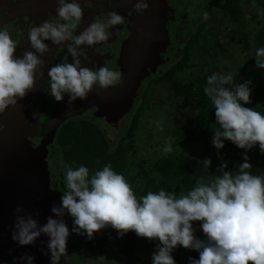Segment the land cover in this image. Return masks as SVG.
Masks as SVG:
<instances>
[{
	"label": "clouds",
	"instance_id": "clouds-1",
	"mask_svg": "<svg viewBox=\"0 0 264 264\" xmlns=\"http://www.w3.org/2000/svg\"><path fill=\"white\" fill-rule=\"evenodd\" d=\"M55 21H42L26 34L34 51L15 56L16 41L8 32L0 29V113L6 107L15 106L33 88L35 79L44 61L41 55L48 44L67 41L66 52L71 56L64 62L52 65L47 71V94L54 101L67 95V104L77 98L84 99L94 87L105 88L121 82L122 74L106 66L81 67L78 57L82 46H92L110 36L109 28L125 22L115 11L87 25L78 35L73 32L82 18L81 5L77 0H57ZM148 7L145 0H136L134 11ZM255 66L264 69V47L255 50ZM230 73L213 72L206 78L203 92L214 108L215 121L220 130H215L211 145L219 150L223 140L232 142L237 148L247 150L254 145L264 153V114L250 103V81L236 84ZM3 125H0L2 128ZM165 151H171L166 147ZM203 168L210 160L204 158ZM219 165L220 175L208 184L197 181L186 194L176 195L159 189L148 191L137 197L124 176L105 164L91 176L88 168L81 164L75 168L64 165L63 194H59V206H50L53 215L38 225L34 216L17 206L11 240L18 246L31 245L41 235L47 236L46 252L49 264H59L66 252L69 227L63 217L72 218L71 232L91 239L94 232L110 226L116 230L117 238L133 231L137 237L157 239L151 264H175L171 255L177 246L195 250L198 258L188 257V264H264V175H254L248 170L251 164L242 153V162L237 171H224ZM192 221H199L203 240L194 236ZM8 264V262H0ZM11 264H34L32 255L21 253L12 257Z\"/></svg>",
	"mask_w": 264,
	"mask_h": 264
},
{
	"label": "trees",
	"instance_id": "trees-1",
	"mask_svg": "<svg viewBox=\"0 0 264 264\" xmlns=\"http://www.w3.org/2000/svg\"><path fill=\"white\" fill-rule=\"evenodd\" d=\"M198 3V2H197ZM203 3L208 8L216 9L218 13L225 14L229 18V32L240 49L244 53L251 54L250 67L245 73V79L236 83L250 81V103L244 104V107L253 108L264 114V69L255 66V50L264 47V0L257 12L251 16V21L259 20L260 26L253 32L251 38L247 31V22L242 12L241 0H205ZM224 23L216 22L215 27H223ZM200 32H196L182 45L180 60L169 67L164 76L158 78V83L168 84L175 95L180 98H186L195 105V114L184 110L180 115L187 118V121H175L177 125L171 132H165L161 139L164 140L163 154L157 159L146 164V170L143 173H135L129 170L127 155L131 153L133 139L137 130L140 129V116L145 112V99L136 108L131 121L128 123L124 132L114 141L104 136L103 132L90 124L82 122L65 123L61 126L60 132L56 135V144L60 148L61 165L77 167L85 165L91 176L95 171L100 170L105 164H110L112 169L124 176L137 197L145 195L148 191L156 192L164 189L166 192L174 194H186L197 181L208 184L214 181L216 176L220 175L219 165L224 162V171L235 172L237 166L242 162V153L247 155L251 168L248 170L254 175H264V153H261L258 146L254 145L245 153L244 149L237 148L232 142L223 140V147L219 150L211 145V139L215 130H220L215 121L214 108L211 100L203 92L206 86V78L209 75L196 76L192 81L179 83L176 74L195 70L199 67L191 57V48L200 39ZM253 46L250 49L249 46ZM252 53H247L248 50ZM157 81V80H156ZM188 119V117H190ZM201 130L208 132L207 139H204L201 147L198 149V157H191L183 153H174L165 151L166 147L175 148L181 145L196 144L197 141L192 137V132ZM167 131V130H166ZM204 158L210 160L207 169L203 168ZM145 169V168H144ZM63 170L64 167H63ZM193 227L199 225V221L191 222ZM115 236L116 230L110 226L97 230L93 233L91 239L83 235L75 234L74 244L84 251L87 250L90 255L98 260L107 257L104 264H116L112 261V252L109 247L108 234ZM107 234L101 236L100 233ZM195 236V229H194ZM121 242L118 244V254L124 260L125 264H151V254L155 251L159 241L155 238L149 240L144 237H137L135 233L129 230L126 234L119 237ZM82 251V252H83ZM175 264H188V257L198 258L195 250L186 249L177 245L171 252ZM98 264V263H97Z\"/></svg>",
	"mask_w": 264,
	"mask_h": 264
},
{
	"label": "flooded vegetation",
	"instance_id": "flooded-vegetation-1",
	"mask_svg": "<svg viewBox=\"0 0 264 264\" xmlns=\"http://www.w3.org/2000/svg\"><path fill=\"white\" fill-rule=\"evenodd\" d=\"M186 1H189V5L187 6H184L180 1L164 0L166 4V21L164 24L168 42L164 51L159 53L161 62L154 68V71L146 68V76L140 80V85L136 90V96L133 98L130 108H128L127 112L123 115H117L116 122L114 123L107 121L106 116L113 115H107L106 111L102 110V107L103 103H107L108 101L107 94L118 84L110 85L105 88H100L98 86L94 87L92 91L87 93L84 99L81 100L77 98L70 105L67 104V95H65L61 101L57 102L47 94L48 69L56 63L64 62L66 57L70 63L71 56H68L66 52L67 41L61 42L60 44L44 41L48 44V50L40 57L44 63L39 71H41L43 75H41L39 79H35L34 74L32 90L28 91L22 99L17 100L15 106L6 107L5 111L0 113V125L5 123V117H12L14 120H16V118H22L23 124L29 128L27 131L28 134H33L32 137L26 135V139L31 148H36L40 145L42 140L45 139V133L49 131L50 125H52L54 121L61 119V122L54 128L51 143L46 146L45 160L48 164L49 185L44 190L43 196H47L45 201L49 199L48 197H52V191H58L61 194H63L64 191L62 188L64 184V165H61L60 148L56 144V135L60 132L62 125L70 122L90 124L101 130L104 136L107 137V129H112L117 122H119L120 118L126 117L127 123L122 131L123 133L138 107L136 104L137 100L139 99V101L142 102L143 95H145V91L142 90L141 87L144 85L156 86L160 84L158 83V78L164 76V73L168 72L169 67L180 60L181 54H183L181 48L184 41H187L197 31L200 32L199 41L194 43L190 50L192 55V51L197 44H202L203 40H211L214 30H218L223 35L222 27H215L216 22H222L224 25L228 24L227 27H229V18L225 17L223 13H218L216 9L208 8L203 3L205 0ZM135 2L136 0H77V3L81 5L82 18L73 32L74 35H78L89 23L101 19L110 11H115L125 18L124 23L109 28L110 36L106 41L97 42L92 46H82V54L78 57L81 67L96 68L106 66L110 69L118 70L122 74L124 56L128 55L130 57L134 54L136 48L134 39L136 34L141 33L139 35L141 41L146 37L147 32L146 13L143 10L134 11L133 5ZM57 6V0H0V29L7 31L9 36L16 41V48L13 53L15 56H22L25 50L34 51L31 49L26 38L28 30L34 25L38 26L44 20L55 21L59 19L56 15ZM199 6H201L200 10ZM241 7L246 20H248V34L252 38L253 32L259 28L260 23L259 20L255 19V21H251L250 18L260 7L253 11L249 17L243 10L242 0ZM196 8H198L197 15L195 14ZM212 10L218 13L220 19H222L220 22H208L207 13ZM184 20L186 22L183 28L186 31L191 30V33L186 38H180L177 44L175 40L179 37L177 34ZM145 39L147 40V38ZM235 43L236 42H234V44ZM217 44L221 48V44L218 42ZM249 47L251 49L253 48L251 45ZM235 50L238 51L237 53L239 55L244 53V49L241 50L240 45L238 47L235 44ZM249 51L252 53L250 49L247 53H249ZM183 73H185V71L179 72V75L176 74V79L179 83H187L178 80L179 76ZM165 85H167V90L171 94L178 97L169 88L168 84ZM139 90L140 95L138 96L137 92ZM100 123H103L105 126H100ZM3 128L4 126L0 128V131ZM108 139L114 141L116 138ZM46 241L47 239L45 242ZM3 246L4 245L0 243V257L1 253L4 251ZM31 247L36 250V253L39 252V257H37L34 264H45L44 259L47 258V255L42 254L40 251V249H44L45 252L47 251L45 244L39 241L37 246L36 244H32ZM36 247L38 249H36ZM25 250H27V248L23 251ZM19 252L20 251L17 249L13 251L11 255L18 257ZM5 259L1 258L0 262H8V264H11L10 260H12V258L7 257Z\"/></svg>",
	"mask_w": 264,
	"mask_h": 264
},
{
	"label": "water",
	"instance_id": "water-1",
	"mask_svg": "<svg viewBox=\"0 0 264 264\" xmlns=\"http://www.w3.org/2000/svg\"><path fill=\"white\" fill-rule=\"evenodd\" d=\"M145 2L148 5L143 9L146 13L147 40L144 38L140 41L141 33L136 34L134 54L123 58L121 82L111 89L112 91L107 94V103H103L102 110H105L107 115H113H105L107 121L111 123L116 122L117 115H123L130 108L140 80L146 76V68L154 71L161 62L159 53L164 51L168 42L164 24L166 21L164 0ZM4 121V128L0 131V243L4 245V251L0 259L14 257L11 254L18 249L20 251L18 255L21 253L32 255L35 262L39 252L36 253L31 247L32 244L18 246L11 240L14 209L19 206L27 213L38 212L34 219L38 225H42L46 222L47 216L53 215L50 206L53 204L59 206L58 193L52 191V197H48L47 201H45L47 196L43 195L49 185V172L45 160L46 146L51 143L54 128L61 119L50 125L49 131L45 133V139L36 148H31L26 139V135L32 137L33 134H28L29 128L23 124L22 118L14 120L12 117H5ZM46 239L47 236L41 234L33 244L37 246L39 241L45 242ZM25 248L27 250L23 251Z\"/></svg>",
	"mask_w": 264,
	"mask_h": 264
},
{
	"label": "rangeland",
	"instance_id": "rangeland-1",
	"mask_svg": "<svg viewBox=\"0 0 264 264\" xmlns=\"http://www.w3.org/2000/svg\"><path fill=\"white\" fill-rule=\"evenodd\" d=\"M181 2L184 6L189 5V1L186 0H176ZM243 10L245 14L249 17L251 13L257 10L262 3V0H242ZM194 8V6H193ZM201 6H199L200 10ZM195 14H198V8L195 9ZM208 22L221 21L219 15L215 11H209L207 13ZM184 20L182 27L180 28L177 35L178 39L175 42L178 44L180 38H186L191 33V30H185ZM228 24L222 27L223 35L218 31L214 30L211 36V40H203L202 44H197L192 51L191 57L198 63L199 67L193 71L189 70L179 76L180 82L192 81L196 76L210 75L213 72L217 73H230L234 77V83H238L245 79V73L250 67V54L243 53L239 55L235 50L234 39L231 37ZM221 44V48L218 46ZM251 49V48H250ZM179 75V74H178ZM145 91V112L141 113L139 124L140 129L137 130L136 136L133 139V145L131 153L127 155L128 166L130 171L135 173H143L146 170V164L157 159L161 154H163L164 140L161 139L165 132H171L174 126L177 125L175 121H187V118L181 116L180 114L184 110L190 111L193 115L195 114V105L193 102L185 99L178 98L171 94L167 89V85L159 84L156 86L144 85L141 87ZM140 89V90H141ZM140 90L137 95H140ZM137 106L141 104L139 99L136 102ZM188 117V119H190ZM127 123L126 117L120 118L119 122L112 128L107 129V137L110 139L117 138L121 135L125 125ZM100 126H105L103 123ZM167 130V131H166ZM208 132H203L201 130H195L192 132V137L194 138L196 144L181 145L172 148L170 152L183 153L191 157H198V149L204 139H207ZM169 152V151H167ZM48 166V164H47ZM145 168V169H144ZM63 190H65L64 184L62 185ZM61 190V191H63ZM66 225L69 227V236L66 240V252L65 255L61 257L59 264H104L107 262V257H102L95 260L88 253L87 250L78 249L74 244L75 233L71 232L72 218L65 214L63 217ZM194 226H196L195 221ZM195 237L203 240L205 238L204 234L199 228L194 227ZM109 247L111 248L112 261L118 262L116 264H125L121 255L118 254L117 246L121 242L120 238L113 235L109 230ZM101 236H107V234L100 233ZM83 251V252H82ZM45 264H49V256L46 258Z\"/></svg>",
	"mask_w": 264,
	"mask_h": 264
}]
</instances>
